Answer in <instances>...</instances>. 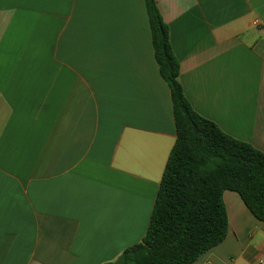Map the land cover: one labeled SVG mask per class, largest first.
<instances>
[{
	"label": "crops",
	"instance_id": "1",
	"mask_svg": "<svg viewBox=\"0 0 264 264\" xmlns=\"http://www.w3.org/2000/svg\"><path fill=\"white\" fill-rule=\"evenodd\" d=\"M193 109L264 153V0H156ZM176 142L145 0H0V264H110L147 234ZM193 264H257L224 193Z\"/></svg>",
	"mask_w": 264,
	"mask_h": 264
},
{
	"label": "trees",
	"instance_id": "2",
	"mask_svg": "<svg viewBox=\"0 0 264 264\" xmlns=\"http://www.w3.org/2000/svg\"><path fill=\"white\" fill-rule=\"evenodd\" d=\"M162 78L171 90L176 142L146 236L110 264H193L227 237L224 193H238L264 222V153L198 114L180 82V62L156 0H145Z\"/></svg>",
	"mask_w": 264,
	"mask_h": 264
},
{
	"label": "built area",
	"instance_id": "3",
	"mask_svg": "<svg viewBox=\"0 0 264 264\" xmlns=\"http://www.w3.org/2000/svg\"><path fill=\"white\" fill-rule=\"evenodd\" d=\"M257 264H264V255L258 260Z\"/></svg>",
	"mask_w": 264,
	"mask_h": 264
}]
</instances>
